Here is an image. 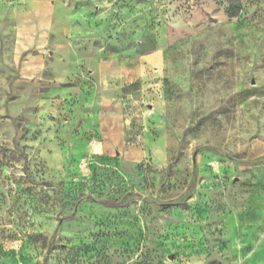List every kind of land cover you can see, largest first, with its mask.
Wrapping results in <instances>:
<instances>
[{"label":"rangeland","instance_id":"obj_1","mask_svg":"<svg viewBox=\"0 0 264 264\" xmlns=\"http://www.w3.org/2000/svg\"><path fill=\"white\" fill-rule=\"evenodd\" d=\"M0 264H264V0H0Z\"/></svg>","mask_w":264,"mask_h":264},{"label":"crops","instance_id":"obj_2","mask_svg":"<svg viewBox=\"0 0 264 264\" xmlns=\"http://www.w3.org/2000/svg\"><path fill=\"white\" fill-rule=\"evenodd\" d=\"M33 48L36 45L32 44ZM30 48V43H27L18 52L21 55L27 52ZM160 52H156L159 54ZM159 58L158 55L155 57ZM42 66L40 64H27L24 68L21 67L20 73L23 79L21 81L29 84L31 78L40 75ZM90 75L94 79L91 83L93 95H99L101 101L100 115L90 114L85 116V126L91 124L90 121L99 119V130L104 135V151L110 152L112 150L121 149L125 143V126L123 122L124 112L119 104L118 95L120 89L124 84H132L138 81L142 74V67L140 64L126 67L119 63L110 61H101L95 67H90ZM26 72V73H25ZM26 78V79H25ZM82 135L84 132L81 133ZM83 141V140H82ZM85 142V140H84Z\"/></svg>","mask_w":264,"mask_h":264}]
</instances>
